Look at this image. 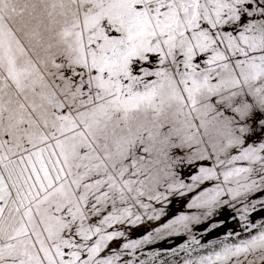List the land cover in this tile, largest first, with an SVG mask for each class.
<instances>
[{"label": "snow or ice", "instance_id": "6c2138e0", "mask_svg": "<svg viewBox=\"0 0 264 264\" xmlns=\"http://www.w3.org/2000/svg\"><path fill=\"white\" fill-rule=\"evenodd\" d=\"M0 264H264V0H0Z\"/></svg>", "mask_w": 264, "mask_h": 264}]
</instances>
